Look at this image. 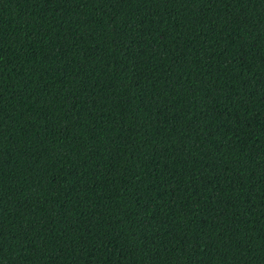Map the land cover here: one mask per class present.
Segmentation results:
<instances>
[{"label":"trees","instance_id":"trees-1","mask_svg":"<svg viewBox=\"0 0 264 264\" xmlns=\"http://www.w3.org/2000/svg\"><path fill=\"white\" fill-rule=\"evenodd\" d=\"M0 264H264V0H0Z\"/></svg>","mask_w":264,"mask_h":264}]
</instances>
